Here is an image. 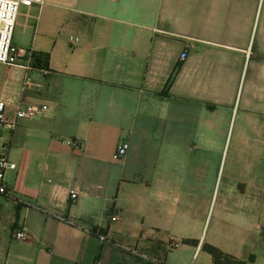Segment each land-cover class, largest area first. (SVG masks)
<instances>
[{"label": "crops", "instance_id": "obj_1", "mask_svg": "<svg viewBox=\"0 0 264 264\" xmlns=\"http://www.w3.org/2000/svg\"><path fill=\"white\" fill-rule=\"evenodd\" d=\"M14 44L0 102L48 110L0 125V264H264V0H44Z\"/></svg>", "mask_w": 264, "mask_h": 264}, {"label": "built area", "instance_id": "obj_2", "mask_svg": "<svg viewBox=\"0 0 264 264\" xmlns=\"http://www.w3.org/2000/svg\"><path fill=\"white\" fill-rule=\"evenodd\" d=\"M44 0H0V64L17 67L27 71L32 70L29 63L24 62L22 50L14 44V34L17 25V18L22 8H29L34 5H41ZM71 42L78 45L80 40L72 38ZM194 48L192 44L185 47L184 52L181 54L180 59L184 61L187 59L189 52ZM29 81V79L27 80ZM48 110V107L40 104H32L20 102L17 105V110L13 116L7 114V105L0 102V125L9 130H14L18 127L19 123L23 120H33L40 116L41 113ZM74 150L82 151V144L77 141L67 142ZM130 149V143L123 140L112 155L115 162H121L126 159ZM16 165L9 162L5 158L0 160V200L9 194L8 185L6 182V172L8 170H15ZM72 202L78 198L75 190L70 192ZM113 220H116L113 218ZM104 241L102 235H98ZM13 237L17 240H27L28 236L25 231L14 232ZM131 252L136 253L135 250Z\"/></svg>", "mask_w": 264, "mask_h": 264}, {"label": "trees", "instance_id": "obj_3", "mask_svg": "<svg viewBox=\"0 0 264 264\" xmlns=\"http://www.w3.org/2000/svg\"><path fill=\"white\" fill-rule=\"evenodd\" d=\"M183 243L185 244H191V245H197L198 241L196 240H184ZM203 249L205 252H207L209 255L212 256L214 264H247L244 261L237 260L218 248L210 245V244H204Z\"/></svg>", "mask_w": 264, "mask_h": 264}, {"label": "rangeland", "instance_id": "obj_4", "mask_svg": "<svg viewBox=\"0 0 264 264\" xmlns=\"http://www.w3.org/2000/svg\"><path fill=\"white\" fill-rule=\"evenodd\" d=\"M224 139V138H223Z\"/></svg>", "mask_w": 264, "mask_h": 264}]
</instances>
